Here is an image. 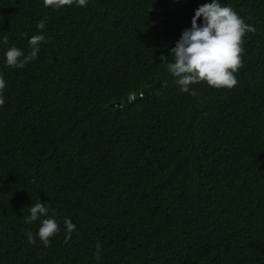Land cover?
<instances>
[{"label":"trees","instance_id":"obj_1","mask_svg":"<svg viewBox=\"0 0 264 264\" xmlns=\"http://www.w3.org/2000/svg\"><path fill=\"white\" fill-rule=\"evenodd\" d=\"M211 2L0 0V264H264V0H218L255 28L235 87L182 92L167 70ZM37 34V58L8 67Z\"/></svg>","mask_w":264,"mask_h":264},{"label":"clouds","instance_id":"obj_2","mask_svg":"<svg viewBox=\"0 0 264 264\" xmlns=\"http://www.w3.org/2000/svg\"><path fill=\"white\" fill-rule=\"evenodd\" d=\"M76 4L78 7L86 6L87 0H43L45 7L60 9L63 6ZM203 18L202 24L197 21ZM38 29L45 28V21L37 24ZM246 32L255 33V28L247 25L228 6H221L218 0L205 3L198 7L192 18L191 27L183 30L175 47L170 54L174 56V62L167 63L168 72L174 77L182 92H189V86L200 82H206L213 88L231 89L237 84L236 73L241 67V44ZM27 35V34H25ZM3 42L8 43V37L4 36ZM41 42H47L42 34L33 35L28 39L30 52L25 54L21 49L13 46L6 51V65L11 68H23L29 62L37 58ZM162 62H166L167 56L161 54ZM5 80L0 77V106L5 101L2 92L5 89ZM195 95V91L190 92ZM30 216L25 222H35L48 212L46 203L38 202L31 206ZM64 224L67 235L65 240L71 238V233L76 225L69 218H65ZM59 232V226L54 218L42 220L37 236L45 247L50 244V237ZM29 243L35 240L31 232L27 233ZM96 258H100V245L96 246Z\"/></svg>","mask_w":264,"mask_h":264},{"label":"water","instance_id":"obj_3","mask_svg":"<svg viewBox=\"0 0 264 264\" xmlns=\"http://www.w3.org/2000/svg\"><path fill=\"white\" fill-rule=\"evenodd\" d=\"M145 90H146V87H144V88L142 89V91H145ZM142 91H139L138 94L141 95V94H142ZM126 102H127V103H130V98H126ZM120 104H121L120 102L112 103L111 106L114 107V106H116V105L118 106V105H120Z\"/></svg>","mask_w":264,"mask_h":264}]
</instances>
